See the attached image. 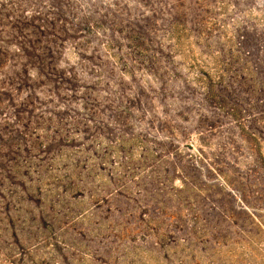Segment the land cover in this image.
<instances>
[{
  "label": "rangeland",
  "instance_id": "obj_1",
  "mask_svg": "<svg viewBox=\"0 0 264 264\" xmlns=\"http://www.w3.org/2000/svg\"><path fill=\"white\" fill-rule=\"evenodd\" d=\"M0 264H264V0H0Z\"/></svg>",
  "mask_w": 264,
  "mask_h": 264
}]
</instances>
